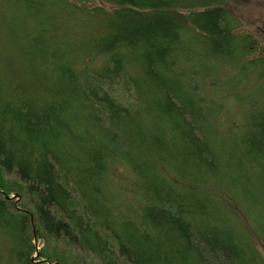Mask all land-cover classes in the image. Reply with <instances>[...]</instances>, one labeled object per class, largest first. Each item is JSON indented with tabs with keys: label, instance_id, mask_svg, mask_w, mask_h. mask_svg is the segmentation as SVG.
I'll use <instances>...</instances> for the list:
<instances>
[{
	"label": "trees",
	"instance_id": "trees-1",
	"mask_svg": "<svg viewBox=\"0 0 264 264\" xmlns=\"http://www.w3.org/2000/svg\"><path fill=\"white\" fill-rule=\"evenodd\" d=\"M8 2L0 13V264L257 259L224 204L230 222L219 206L221 214L159 173L169 166L188 179L204 171L201 180L215 186L224 180L235 205L242 197L249 206L255 248H264V85L257 90L263 103L247 105L243 127L220 149L195 126L201 100L182 87L185 72L206 75L213 61L264 82V50L238 32L221 0H104L108 12L68 0ZM62 16L80 19L90 38L75 43ZM38 45L48 61L31 58ZM9 46L13 53L4 54ZM100 56L102 66L88 63ZM116 141L122 149L113 157ZM117 158L139 186L133 207L107 192V178L102 189L104 165ZM10 174L14 180L4 182Z\"/></svg>",
	"mask_w": 264,
	"mask_h": 264
},
{
	"label": "rangeland",
	"instance_id": "rangeland-1",
	"mask_svg": "<svg viewBox=\"0 0 264 264\" xmlns=\"http://www.w3.org/2000/svg\"><path fill=\"white\" fill-rule=\"evenodd\" d=\"M68 1L70 3L72 2L76 9H88L90 12L94 9V7H101L106 12L112 8L109 4H106L104 0ZM8 3V0H0V13L6 14L8 10ZM219 6L226 9L233 17L239 20L241 24V27L238 30L239 33L250 34L255 37V39L258 40V43L260 44L259 50H264V0H221ZM62 17L64 22L62 29L63 31L66 30V32L70 34L69 36L75 43H78L79 38H90L91 32L83 28L80 19L73 21L69 17ZM11 37L14 36L12 34L8 35V38ZM17 40L18 39L15 37L13 39V43H18ZM38 48L37 52L31 54V58L36 62H39L37 59L44 58L41 53L42 45H38ZM13 50L14 49L9 46V49L7 48V51H4L3 53H7V55H9L11 52L13 53ZM79 59L80 58L78 56H73V58H71V64L73 63L72 66L75 69L77 68L76 63L79 64ZM43 60L48 61L45 58ZM88 63H91L90 65L93 67L102 66L103 56H100L92 61H88ZM213 63L214 64H211L209 67L202 69V73L206 75L199 76L192 74V72H185L186 81L182 87L184 90L190 93L195 102H197L196 100H201L200 102L201 105L203 104L204 109L203 117L199 116L194 119L195 126L200 127L201 125L207 134L208 141L211 142L212 146H214L216 149H220L223 147L220 146L221 143H225V140H230L239 132V127H243L246 119L245 114L247 109H249L247 105L252 104L253 101H255L258 105L263 103V99L260 97V94H258L257 90L258 88L261 89L263 87L264 82L257 80L255 74L240 76V79L236 72H232L227 65H222L218 61H213ZM255 79L259 82H257ZM233 83H235V85H233L234 90H231L230 85L232 86ZM228 89H230L232 92ZM114 91L119 92L117 87L114 89ZM239 97H242L243 99L239 100ZM129 98L130 96L127 99H123L122 102L127 103L126 100ZM242 101L245 102V105ZM195 108H198V106H195ZM200 118L202 119L201 123ZM99 124L105 128L104 131L108 130L107 132L109 134L114 135V131H110L106 123L100 121ZM208 127L211 129H208ZM97 130L99 131L100 129ZM114 136L119 139L117 135ZM91 137L92 139H97L96 137ZM97 137L101 138V135ZM99 140L104 141V139ZM106 141L110 142L111 139ZM129 142L130 145H132L133 139H127L126 143ZM90 143L91 142L88 139V141H86L88 147H91ZM105 145L107 148L109 147L108 143ZM111 146L114 148L112 149V147H110L112 149L110 154L114 155L113 157L120 156V154L117 152L118 150L122 149V147L119 146V142H112ZM123 150L125 151V148H123ZM168 168L169 169L166 170L163 168V171L159 170V173L164 176H168L169 173L171 176L167 179V182H172L179 192L184 191L185 193H189L197 191L199 193V198H202L203 196L207 199L208 206L211 210L217 209L215 212L219 214H221L222 211V215L226 217V213L223 210V208H225L223 206L224 204L229 210L230 217H232V222L235 223L236 229L242 233V240L246 242L245 244L248 246L249 251L252 253L251 248L253 247V253L256 252L257 254V259L254 258L251 260L250 257H245L246 264H264V248L262 245H258L257 248H255L257 238L253 235V230L251 229L252 225L244 216L245 214L252 220L250 208L244 202V199L238 196L241 199V203H239L240 206L235 205V203L231 200L232 195L229 191L231 187L228 185V183H225L223 180L221 185L216 184L215 186L211 184L210 179L208 183H205V181L203 182L201 180L205 175L204 171H199L193 174L194 178L199 179L197 180L192 179L191 177L188 179L185 174H177L175 171L170 170L169 166ZM104 173L105 178L102 184V189L105 187V179L107 178V187H105V189L108 188L109 190L107 192H111L113 198H120V202H125L131 207L135 206L136 202L139 200L140 190L138 184L134 181L129 167H127V165L122 162L121 159L117 158L113 161H108L107 165H104L103 174ZM204 178H207V174ZM8 179L14 180L13 175H5L4 182L9 183ZM131 191L132 193L130 194ZM218 206L221 208V211ZM240 207H243V209ZM226 218L229 221V218ZM253 239L254 246H252L251 243ZM104 260L105 259H102V261ZM102 261L97 260L96 264H102Z\"/></svg>",
	"mask_w": 264,
	"mask_h": 264
}]
</instances>
